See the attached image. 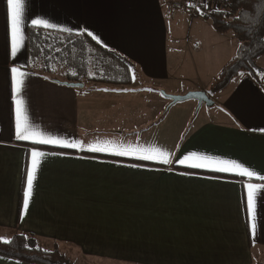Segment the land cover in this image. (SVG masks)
Instances as JSON below:
<instances>
[{
	"label": "crops",
	"instance_id": "crops-1",
	"mask_svg": "<svg viewBox=\"0 0 264 264\" xmlns=\"http://www.w3.org/2000/svg\"><path fill=\"white\" fill-rule=\"evenodd\" d=\"M171 1L25 0L24 46L13 58L8 4L0 0V240L25 233L57 242L72 264H258L264 259V181L258 178L264 175V81L256 85L240 76L209 95L212 79L239 44L215 33L201 17L178 12L172 18ZM35 18L55 27L33 26ZM29 29L92 32L100 38L96 43L128 63L137 81L116 86L84 78L82 88L69 87L75 81L67 69L51 65L46 73L31 62ZM183 50L191 60L197 56L198 64L187 68L192 76L185 83L191 86L180 90L172 84L182 81ZM12 67L27 74L17 98L25 101L29 123L46 136L80 141L85 150L15 138ZM161 91H203L216 110L197 119L191 113L195 104L185 110L168 107ZM122 137L136 148L168 153L173 163L86 150L97 143L122 146ZM33 148L44 156L24 212ZM190 152L236 160L256 176L175 163ZM249 183L258 185L254 230L246 210ZM0 264L23 263L0 256Z\"/></svg>",
	"mask_w": 264,
	"mask_h": 264
},
{
	"label": "trees",
	"instance_id": "trees-1",
	"mask_svg": "<svg viewBox=\"0 0 264 264\" xmlns=\"http://www.w3.org/2000/svg\"><path fill=\"white\" fill-rule=\"evenodd\" d=\"M201 18L215 33L229 36L239 44L235 56L212 79L208 94L220 93L240 76L260 85L264 81V68L258 64L264 57V0H228L223 9ZM27 47L31 62H39L46 73L51 71V65L62 66L74 70L70 76L73 83L86 78L89 82L124 86L114 79L119 76L114 64L128 70V63L87 35L29 29ZM0 256L23 264H72L61 244L25 233L14 235L7 242L0 240Z\"/></svg>",
	"mask_w": 264,
	"mask_h": 264
},
{
	"label": "snow or ice",
	"instance_id": "snow-or-ice-1",
	"mask_svg": "<svg viewBox=\"0 0 264 264\" xmlns=\"http://www.w3.org/2000/svg\"><path fill=\"white\" fill-rule=\"evenodd\" d=\"M9 10V41L11 56L15 58L24 46L25 35L23 32V13L25 0H7ZM33 26L43 28H53L54 24H51L48 20L35 18L31 21ZM93 40L100 41L97 35L92 32H87ZM11 82H12V99L15 105V138L20 141H29L32 144H48L61 148L83 149V145L80 141H67L58 137L46 136L44 133L38 131L32 124L29 123L28 115L26 114L25 101L22 98H17L22 86L25 83L24 78L26 73L21 71L18 67L11 68ZM90 152H103L112 156L129 157L137 160H148L155 163L171 164L168 153L163 152L160 149L145 150L132 146H115L105 144H93L89 145L86 149ZM44 156L43 152L37 151L35 148L30 153V170L27 173L26 188L23 198V210L27 212L29 209V200L32 194L33 181L35 174L40 167V159ZM179 165L185 168L204 169L210 172L232 173L235 175L253 177L256 176L254 171L249 170L242 163H238L236 160L223 161L218 157H212L207 155H200L197 152H190L184 155L179 160L175 161ZM219 165V166H216ZM136 167V165H131ZM186 174V173H181ZM264 181V175L258 177ZM247 198H246V210L249 213V226L251 229H255L257 225L252 221L256 219V189L258 185L249 183L246 185Z\"/></svg>",
	"mask_w": 264,
	"mask_h": 264
},
{
	"label": "rangeland",
	"instance_id": "rangeland-1",
	"mask_svg": "<svg viewBox=\"0 0 264 264\" xmlns=\"http://www.w3.org/2000/svg\"><path fill=\"white\" fill-rule=\"evenodd\" d=\"M181 33H183V31ZM184 38H185L184 34H181L180 35V39L182 40L181 45L184 43ZM211 51H212L211 53H214L213 50H211ZM180 52H182V50ZM189 54L190 53L184 51V56H179L178 62L180 64V66L183 68V73H182V76H181L182 81L179 80L177 82H174L172 84V87L179 86V88L181 90V89H185L187 86H191V84L185 83L186 79L190 80V76H192V75H190L191 73H189V69H187V68H189L191 66V63L195 64V65L198 64L197 63L198 57L197 56L195 57V55H193L192 56L193 60H191ZM258 64L261 65V66L264 65V57H261V59L258 60ZM59 65H61V63H59ZM57 67H58V69L63 68V69L66 70L65 67H62V66H57ZM114 67L117 69V72H118L117 75H119L118 77H116L114 79L116 81H118V83H120L119 85H129L131 79L133 80L134 83H136L137 80L135 79L134 73L130 72L129 68H128V70L125 69L121 64H119L117 62L114 64ZM201 68H203V61H202ZM186 70H188V71H186ZM73 71L74 70L72 68H70V69H67L66 73L71 76L73 74ZM56 78L63 79V78H59L58 75H56ZM203 81H204V84L207 85V82H205L206 81L205 78L203 79ZM161 92H163V91H161ZM185 93H188V92H185ZM169 95H172V94H169ZM155 99L158 100L159 98L155 97ZM193 104H195V105H194V108L191 110V113L197 119L209 118V116H211L214 113V111L216 110V108H214L213 106L212 107H208L205 104H203L201 106V108L197 110V103L195 101H186V102H183V103H178V104H176L174 106H183L182 108H184V110H185L186 108L190 109V106H193ZM172 110H176V109H172ZM172 112H175V111H172ZM121 145L122 146L140 147L138 144H136L135 142L131 141V139L127 138V137H124L122 139ZM63 251H64V248H63ZM258 264H264V259H261Z\"/></svg>",
	"mask_w": 264,
	"mask_h": 264
},
{
	"label": "built area",
	"instance_id": "built-area-1",
	"mask_svg": "<svg viewBox=\"0 0 264 264\" xmlns=\"http://www.w3.org/2000/svg\"><path fill=\"white\" fill-rule=\"evenodd\" d=\"M228 0H173L170 3L171 17L183 12L193 17H202L223 9Z\"/></svg>",
	"mask_w": 264,
	"mask_h": 264
},
{
	"label": "water",
	"instance_id": "water-1",
	"mask_svg": "<svg viewBox=\"0 0 264 264\" xmlns=\"http://www.w3.org/2000/svg\"><path fill=\"white\" fill-rule=\"evenodd\" d=\"M66 85L72 88H82L83 87V84L81 83H67ZM161 94L167 100L170 101L168 107H171L178 103H183L186 101H195L197 103V110L200 109L203 104H205L208 107L213 106V101L203 91H190L184 95H169V94H166L165 92H161Z\"/></svg>",
	"mask_w": 264,
	"mask_h": 264
}]
</instances>
